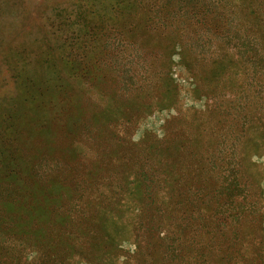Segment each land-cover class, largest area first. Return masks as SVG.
I'll list each match as a JSON object with an SVG mask.
<instances>
[{"label": "rangeland", "instance_id": "obj_1", "mask_svg": "<svg viewBox=\"0 0 264 264\" xmlns=\"http://www.w3.org/2000/svg\"><path fill=\"white\" fill-rule=\"evenodd\" d=\"M236 33L237 42L220 39ZM250 47L253 58L243 55ZM260 54L264 0H0V264L39 259L46 251L39 239L52 231L65 233L61 248L76 264H264ZM171 119L189 127L198 119V147L213 165L208 173L193 169L195 209H178L171 193L162 195L167 213L159 235L141 192L125 189L112 199L96 193L92 232L70 217L68 205L58 209L64 192L73 199L72 189L44 197L28 185L31 166L47 170L45 186L64 172L52 163L66 161L77 165L68 174L107 188L127 167H115L108 181L107 166L163 138ZM233 150L231 173L222 153ZM233 174L238 190L231 197L219 187ZM164 233L181 235L172 254L159 248Z\"/></svg>", "mask_w": 264, "mask_h": 264}, {"label": "trees", "instance_id": "obj_2", "mask_svg": "<svg viewBox=\"0 0 264 264\" xmlns=\"http://www.w3.org/2000/svg\"><path fill=\"white\" fill-rule=\"evenodd\" d=\"M205 13V12H204ZM203 15V14H202ZM205 16V15H203ZM206 23L209 22V20L206 17H203ZM224 18V15H221V19ZM171 18L165 19L164 25L168 24L169 20ZM193 19V18H192ZM212 20V19H211ZM210 20V21H211ZM228 23L230 24V21L232 19H227ZM197 21V20H196ZM218 34L216 35L217 38ZM219 36H223L221 33H219ZM227 39H223V37H220L221 40H223L226 45L231 44V42H237L242 37L239 36V33H236L234 36L226 37ZM230 38V39H228ZM209 42V39H206ZM245 42V40H243ZM233 44V43H232ZM235 46H238L234 43ZM251 50L253 47H250L248 49H244L243 55L247 56L246 54H249V52H253ZM258 52V50H257ZM254 55L257 54H249L250 58H253ZM261 60H264L262 54H260ZM171 94H169L170 96ZM162 97V96H161ZM166 97H162L161 99H157L160 101L159 103H162ZM165 102V101H164ZM189 115V116H187ZM184 116L186 119L190 117V114L184 113ZM191 116H194L191 114ZM198 119H194V125L189 126H182L179 123L176 124V119H171L170 123L171 126L167 132V134L158 140H155V142L150 145L147 144L144 146V148L140 149H132L134 155L127 154L126 152H123L120 154L119 159L116 161V163H113L112 166L108 167V172L106 170L102 171V175H104L107 172V177L105 180L109 181L110 178V172L116 171L115 169L118 166L126 165L127 167L120 172L118 171L116 174H118V178L116 183H111V186L107 188L101 189V183L98 179H91L89 175L86 176H80V175H73L68 174L70 172L69 167L73 169H77L76 164H72L66 161H57L55 163H52V169H64V172L60 174H57V179L53 178V182L45 185L46 189H44L45 186H41L40 181H42L46 175L47 170L44 167H41L42 164H35L31 166L30 169V177L28 185L30 187L39 188V190H42L44 193V197L52 196L53 194L56 197H60L58 194V189L60 187L70 188L73 191V199H69L68 202L66 199L63 198L64 195H66V192L61 196V199L58 201V209L62 208L64 205H68V210H70V217L75 218V221H80L82 225V228H86L85 230L94 231L96 230V224L98 219L99 211L97 210L96 204L97 199L95 198L96 193H101V191H107L109 194V197L112 199L114 195L121 194V192L125 191V189H128V191H138L141 192V197L145 200L146 203L151 204L154 210L149 211L145 210V216L148 218V220H151L153 222L154 218L156 217L157 223L156 225L151 228L153 230V233H158V235L161 233V230L164 229L165 221H166V213L167 209L166 206H163L162 202V195H168V193H171L172 196L168 197L171 202L175 204L174 207L180 208L185 203L187 205L191 206L195 209L196 205H198L197 199L194 196V190L197 188L194 186L195 183V177L193 174V169L201 171L203 173V169H205L206 173L212 170V163H209L210 161H206L204 154L202 153L199 143L202 142L201 139H203V130L200 128V124H197ZM195 126V127H194ZM199 137V138H198ZM170 139H175L177 144H170ZM198 140L199 142H197ZM141 143H144L143 140ZM141 143H137L138 146L141 145ZM146 144V142H145ZM176 150H178L179 154L176 153ZM203 154V155H202ZM222 154H226L224 157L225 161V168L226 170L230 168L231 173L235 172L233 170V155L235 154V151H228L227 153L223 152ZM7 158V157H5ZM8 158L10 156L8 155ZM232 158V159H231ZM2 159V158H1ZM5 160V159H4ZM186 160V161H185ZM228 160V161H227ZM11 159H8L6 165H11ZM14 164L17 166L19 163H17V160L15 159ZM200 165V166H199ZM201 167L198 168L197 167ZM116 167V168H115ZM114 169V170H113ZM58 172V171H57ZM123 172H129L131 174V177H127L123 174ZM235 174L231 176V178H228L226 182L221 183L220 188H224L229 191V194L231 197L233 195L235 196L238 190V186L236 184H233L235 182ZM232 182H228V181ZM105 182V181H104ZM105 184V183H104ZM104 186V185H103ZM53 191L55 192H52ZM182 190L185 191V195L183 196ZM70 192V191H69ZM71 194V193H70ZM101 194H99L100 196ZM182 196V197H181ZM57 209V206L54 207ZM3 210L0 207V213L5 214ZM199 213V212H198ZM194 216V214H191V217ZM154 217V218H152ZM207 220V219H204ZM191 222V221H190ZM7 226H11L12 222H8V220L5 221ZM57 224H64L62 222H57ZM79 225V224H78ZM143 225L136 226L135 229L141 228ZM203 226H208L207 223H204ZM53 227V225H52ZM66 227V226H64ZM152 227V226H151ZM78 227H73L72 231H75ZM190 228H192L190 226ZM202 227H199V229ZM134 229V230H135ZM198 230V227L195 228ZM146 230V228L144 229ZM192 230V229H191ZM151 231V230H150ZM70 232V230H69ZM54 234H56L54 236ZM165 234V233H164ZM65 235L64 232L61 233H53V231L50 233V238L48 239H39L41 242V246L46 247V251L43 255H40V258L35 261H25L23 258H18L13 260L10 264H76L78 263V260L75 261L72 260L69 256V252H65L61 246L62 243V237ZM137 235H140L139 232H137ZM166 235V234H165ZM181 235H176L173 233L172 235H166L165 237H161V242L159 244L160 249H164V252L168 251L174 253L177 248L175 247L174 243L179 242V238ZM68 238V235H66ZM57 244V246H56ZM192 246V244L190 245ZM56 249L58 251H56Z\"/></svg>", "mask_w": 264, "mask_h": 264}]
</instances>
